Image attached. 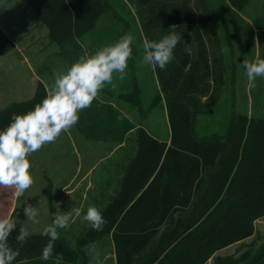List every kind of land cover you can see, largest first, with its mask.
<instances>
[{"label": "trees", "instance_id": "trees-1", "mask_svg": "<svg viewBox=\"0 0 264 264\" xmlns=\"http://www.w3.org/2000/svg\"><path fill=\"white\" fill-rule=\"evenodd\" d=\"M24 1L47 25L50 39L62 48L61 55L74 60L84 53L79 39L108 10L102 0ZM154 1L135 2L146 38L159 40L165 35H153L156 30L176 31L182 36L174 59L164 70L155 68L171 127L169 140H160L142 122L121 118L123 112L113 105L99 102L97 107L95 101L80 114L82 133L89 137L104 133L124 142L136 129L138 142L120 189L102 211L107 220L104 230L95 231L90 225L78 238L76 249L59 238L52 257L44 260L42 250L48 237L35 232L20 243L15 240L16 229L9 244L18 248L20 255L13 264H78L79 255H87L86 247L107 238L117 264H205L213 256L215 264H264V240L235 254L216 255L253 236L255 221L264 216V117L239 113L232 117L226 133L197 134L198 114L218 101L223 86L215 56L214 83L209 81L211 67L205 51L206 38L221 45L218 34L205 38L202 33L217 28L215 13L206 0ZM249 1L229 3L243 11ZM186 46L191 47V55L184 50ZM15 47L0 25V57ZM44 85L38 82L32 98L0 107V130L14 113H26L44 99ZM163 97L158 94L151 109ZM94 128H100L98 134L93 133ZM47 193L52 196L51 188Z\"/></svg>", "mask_w": 264, "mask_h": 264}, {"label": "rangeland", "instance_id": "rangeland-1", "mask_svg": "<svg viewBox=\"0 0 264 264\" xmlns=\"http://www.w3.org/2000/svg\"><path fill=\"white\" fill-rule=\"evenodd\" d=\"M6 3V0L0 1V4L6 5ZM248 4L243 11L233 8L225 0H212V4H209L210 9L215 13L214 22L221 35L219 40L227 50V53L224 51V54L225 56L228 55V67L225 79L226 85L224 84L225 88L221 98L218 101L211 102L206 110L197 116L196 131L201 137L226 133L232 117L239 113H247L249 116L257 118L264 117V78H257L254 82H249L245 69L241 64L244 58L252 61L257 54L264 58V0H250ZM10 8L11 11L7 21L14 23L13 17L15 15L16 22L19 23L17 17L19 5L13 4ZM101 26L102 24L98 23L97 29H100ZM14 30L13 37L20 44L17 45L23 48L20 49L21 51H11V53L0 59V106L2 107L14 100L27 99L25 97L29 95L28 91L32 86L30 81H34L36 75H42L51 85L55 73L63 70V64L59 62L60 58L53 61V58L57 59L58 56H61L60 53H55L56 48L61 47L60 45L43 33H40V35L37 33L35 36L30 37L17 28H14ZM82 41L85 45L89 44L88 37H83ZM140 72L142 73L143 98L141 104H136L137 101H134L137 99V95L123 94L125 97L132 99L128 101L139 108L136 112L138 118L130 117V119L135 122H142L144 127L154 135L167 140L171 135V127L165 102L159 101L155 108L151 110L153 100L158 96L155 73L149 66L141 69ZM135 138L137 140V133L129 136L128 145L133 144ZM72 144L73 134L71 132L65 133L54 143L42 147L33 155L32 162L37 169V178L34 185L20 197L19 205L12 214L8 212V205L12 201L11 197L2 196L0 193V218L13 215L18 220L19 227L20 225L25 228L29 226L31 228L29 231L43 232V229L52 222L55 214L70 211L72 212V220L67 228L60 230V238L70 248L76 249L78 238L90 227V224L82 219L87 208L94 205L102 212L118 192V184H116L115 191L112 181L110 186L105 189L103 196L99 195L97 189L99 177L103 176L105 166L110 163L116 164L118 157L103 160V151L100 148H97V150L91 149L88 154L87 151H84L82 158L85 170L88 168L91 170V167H93L89 176L82 183L86 196H75L71 207H67L62 212H57L53 203L54 196H49L47 191L46 196H43L40 192L47 187L49 181L46 179L47 176L62 175L66 177L77 173L80 150L74 148ZM131 156V153L125 156L123 154L122 162L119 163L122 178L125 175L127 163H129ZM84 172L82 170L80 174L85 175ZM78 182L75 181L74 184H78ZM54 189L51 188V190ZM81 194L80 190L75 191V195ZM61 198L64 199L62 196ZM30 199H32V204L38 207L39 216L37 219L40 221L39 224L28 221L23 213V206ZM77 208L81 210L79 216L75 213ZM255 227V235L246 239L243 243L235 244L228 249V252L233 254L247 245L260 244L264 240V216L255 221ZM108 240L98 241L86 247L87 255L83 257L84 254H80L77 263L94 264L92 250L96 249L101 254L105 246L106 253H108L110 248ZM110 251L113 252L112 248ZM107 257L100 256L102 264H113L112 256ZM210 264L215 263L212 261Z\"/></svg>", "mask_w": 264, "mask_h": 264}, {"label": "clouds", "instance_id": "clouds-1", "mask_svg": "<svg viewBox=\"0 0 264 264\" xmlns=\"http://www.w3.org/2000/svg\"><path fill=\"white\" fill-rule=\"evenodd\" d=\"M181 40V34L176 31L168 32L159 40L145 38L142 63L164 70L174 59V50ZM135 42L136 37L127 33L94 52L85 51L69 67L55 73L51 85H44L46 95L42 101L26 113L12 115L10 123L0 130V190L12 188L19 198L34 185L37 169L32 162L33 155L62 134L69 133L78 124L80 114L100 100L104 89L115 86V79H125ZM184 50L191 55L190 46ZM241 64L249 82L264 78V58L258 54L252 61L244 58ZM121 118L130 119L126 113H122ZM80 212L79 208L75 209L77 216ZM23 213L33 224L40 223L37 206L26 201ZM82 219L98 232L107 224L101 210L94 205L87 208ZM71 220L72 212L58 213L43 229L42 235L48 237V243L43 247L42 259L52 257L60 230L67 228ZM17 227V220L12 216L0 218V264H13L20 255L19 249L9 244ZM30 235L27 228L20 225L15 240L23 243ZM92 253L94 264H102L99 251L93 249Z\"/></svg>", "mask_w": 264, "mask_h": 264}, {"label": "crops", "instance_id": "crops-1", "mask_svg": "<svg viewBox=\"0 0 264 264\" xmlns=\"http://www.w3.org/2000/svg\"><path fill=\"white\" fill-rule=\"evenodd\" d=\"M6 1H7L6 5L0 4V6H1L0 25L12 37V39L14 40V42L16 44V47L14 50H12V52H14L16 50H20V49L22 50V48H23V47L21 48V46L17 45L19 43L13 37V32L15 31L14 28H17L19 31L20 30L23 31L24 34H26L30 37L35 36V34H37V33L39 35H40V33H43L47 37H49V29H48L47 25H45L38 18L35 10H33L24 0H6ZM102 1L108 5L107 12L98 21V23H101L102 26L100 29H97V26H98V23H97V25L94 28H92L85 35H83L82 38L79 39L80 45L82 47L81 49H83L84 52L85 51L94 52L96 49L118 40L122 35L127 34V33L133 34L136 37V42L133 45V50H134L133 51V59L129 61V65H128V69H127L129 71H127L125 79L122 81L119 79H115L114 80V85H115L114 87L111 85L107 86L104 89V91L101 93L100 100H97L98 102L96 103V106L97 107L99 106V102L103 105L104 104H111L115 108H118L121 112L126 113L129 117H134L135 119H137L138 115L136 112H137V109H139V108L137 106H134L132 103H130L128 101V100H131L129 97L124 96L127 94L137 95V99L134 100L135 102L137 101L136 104H141V102L143 100L142 88H141V85H142L141 75H142V73L140 72V70L144 69L146 67L142 63V56H143L142 44H143V40L146 38V31L144 30L143 25H142V18H140L139 14L137 13L136 8H135V4H136L135 2L137 0H102ZM149 1L155 2L154 0H149ZM157 1L162 2V0H157ZM206 1L209 2L210 5L212 4V0H206ZM225 1H227L229 3V0H225ZM249 3H250V1H249ZM7 4H9V5H7ZM13 4H15L17 6L19 5V7H20L18 14H17L18 21H20L19 23L16 22V16L15 15L13 17L14 23H12L11 21H7L9 12L11 11L10 7ZM144 17H145V15H144ZM216 19H218V18L216 17ZM214 20H215V18H214ZM211 21H212V19H211ZM151 33L153 35H156V36L167 34L166 32L163 33L161 30H156V31L151 32ZM202 33H203V35H205V38L208 35L215 37L216 33L218 34L217 37L221 36L219 34V31L217 28L216 29L211 28L208 32L205 33L204 31H202ZM83 37H88V40H89L88 45H85V43L82 41ZM205 40L207 42V45L205 46V51L208 54L207 63L211 67V75L209 77V81L212 84L214 83L215 74H214V71H212V69L214 68V65H213L214 56L216 57V60H217L216 65L218 67V72H217L218 77L220 79L223 78L222 89H221L220 93L217 94V98L220 99L222 96V93L224 91L225 85H226L225 79L227 76L228 55L225 56L224 51L227 53V50H226L225 46H223L221 44L220 40L218 42L221 45H217L216 43L211 42L210 40H207V38ZM214 41L216 42V39H214ZM56 49L57 50L55 51V53H60V54L62 53L61 47H57ZM214 50L216 51V54L213 53ZM9 53H11V52H9ZM9 53L2 55L0 57V59L2 57H5ZM58 58L61 59V60H59V62H62L63 70L66 69L67 67H69L73 62H75V60L72 57H70L69 59H67V58L65 59V57L63 55L58 56L57 59L53 58V61L58 60ZM149 67L151 69H153V71L155 73L156 85L158 87V94H161L163 97V94L161 91V85H160L156 70H155V68H153L151 66H149ZM39 81H43L45 84L46 83L48 84L45 77H43L42 75H36L35 80L30 81V84H32V86L29 88V91H28L29 95L25 98L30 99L34 96L35 91H36V87H37ZM27 99H23V100H27ZM205 99H206V97L202 98L203 101ZM23 100H18V101H23ZM154 100H155V98H154ZM162 101H164V97L162 98ZM10 103H12V102H10ZM0 107H2V106H0ZM101 108H103V106H101ZM154 108H152V109H154ZM113 113H115V112H113ZM113 113H112V115H113ZM136 115H137V117H136ZM89 123H92V122H88V124ZM100 128H94L93 133L98 134L99 133L98 130H100ZM70 132L73 134V144H72L73 147L80 150V153H79L80 160L78 163L77 173H75L73 175L66 176V177H64L62 175L61 176H58V175L47 176L46 179L49 180L47 187H45L44 190L42 192H40L43 196H46V191L48 190V186H49V188H53V189L55 188L54 190H51V192L53 193L52 195L54 196L53 203H54L55 210L57 212H62L67 207H71L72 204L74 203V197L75 196L80 197V196L86 194V191L83 189L82 183L89 176V173L92 171L93 167H91V170L89 168L85 170V166H83L84 160L82 158V156H83L82 154H84V151H87V154H88V151H90L91 149L97 150V148H100L103 151V153H102L103 160H108V159H111L113 157H118L117 163L116 164H113V163L107 164V166H105V169L103 171V176L99 177V185L97 186V189L100 191V192L98 191L99 195L103 196L105 189L110 186L111 181L113 182V185L115 186V191H116V184H118L117 191L120 189L122 174L120 173L121 171L119 169L120 168L119 163L122 162V156H123V154L125 156L126 154L131 153V155L134 157L136 152H137V148H138V142H137L136 138L134 139L135 142H133V144L128 145V143H127L128 137L131 136L132 134L137 133L136 129H132L127 134L126 140L124 142H117L114 137L113 138H107V136L104 133H102V135H99V136L89 137V136L85 135L84 133H82L80 126L78 124L73 129H71ZM101 132H104V129H102ZM155 136L157 138H159L160 140H165L161 137H158L157 135H155ZM170 136L167 138V140H169ZM127 166H128V163H127ZM82 170L85 171L84 172L85 175L80 174V172ZM75 181H79L78 182L79 185L74 184ZM77 190H80L82 192V194L81 195H75V191H77ZM0 193L2 194V196L11 197L12 201L8 205V212L12 214L14 209L19 205L20 197L17 198L14 195V189H12V188L0 190ZM10 193H12V194H10ZM61 196L64 199H62ZM28 202L31 204L33 203L32 199H30ZM49 207H50V205H49ZM26 228L28 231H29V229H31L29 226H27ZM18 230H19V222H18V227L16 230L17 234H18ZM29 232L35 233V231H29ZM107 239H109V244L111 245V246L109 245V247H110L109 251H108V253H106L107 250L104 246L103 251L101 252L100 256H103L106 258H108L107 256H112L111 257L112 263L117 264L115 261L116 254L114 252V247L112 246L111 239L110 238H107ZM245 240L237 242V243H243ZM102 241L103 240H100V242H102ZM237 243H235V244H237ZM235 244H232L226 248L219 250L216 253V255H231V253L228 252V249L233 247ZM111 248H112L113 252L110 251ZM233 254H235V253H233ZM212 261H214V263H215V256L211 257L205 264H210ZM22 264H33V263L32 262H23Z\"/></svg>", "mask_w": 264, "mask_h": 264}]
</instances>
